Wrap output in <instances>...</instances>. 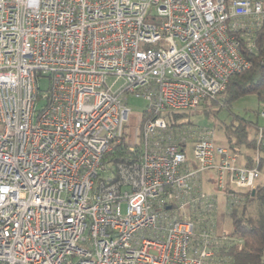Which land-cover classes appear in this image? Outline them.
<instances>
[{
    "label": "built area",
    "instance_id": "2783aa9c",
    "mask_svg": "<svg viewBox=\"0 0 264 264\" xmlns=\"http://www.w3.org/2000/svg\"><path fill=\"white\" fill-rule=\"evenodd\" d=\"M263 20L264 0H0V264H230L178 215L214 212L209 172L229 203L253 190L258 153L240 166L212 128L160 116L220 96ZM127 96L158 117L111 167Z\"/></svg>",
    "mask_w": 264,
    "mask_h": 264
},
{
    "label": "trees",
    "instance_id": "16d2710c",
    "mask_svg": "<svg viewBox=\"0 0 264 264\" xmlns=\"http://www.w3.org/2000/svg\"><path fill=\"white\" fill-rule=\"evenodd\" d=\"M249 37L253 49L245 51L242 45V54L250 62V67L231 75L224 92L215 100L204 101L193 113L199 112V109L202 108L201 111L206 115L215 117L218 110H229L233 101L247 95H254L262 106L263 110L257 112V116L264 113V20L258 27L251 30ZM190 114L192 113L181 112L165 114L160 117L169 119V127H182L189 126L191 123H178L177 119L188 117ZM155 117L158 116H153L145 110L140 118L141 124L143 125L148 119ZM212 129L215 131L214 128ZM216 130L223 132L225 146L231 153L238 156L240 166L253 167L256 155L254 150L257 151L258 169L261 173L264 168V127L258 129L257 123L230 117L229 121H218ZM259 130H261L262 139L258 144ZM138 154L139 144H137L134 154L129 153L127 144H113L111 151L105 156V161L111 167H116L119 164L129 163ZM226 193H232L237 202L229 203L227 201L229 211L227 215L231 221V229L228 233L221 232V236L215 235L219 239H225L211 247L213 252L220 258L228 260L230 264H264V185L262 183L256 185L253 190L248 192L228 189ZM249 205H254V214L249 213ZM194 210V218H198L202 211L200 208L189 209L192 212ZM183 217V214L178 215L179 219H183ZM201 226L202 223L199 224V229ZM204 229H209V227Z\"/></svg>",
    "mask_w": 264,
    "mask_h": 264
},
{
    "label": "rangeland",
    "instance_id": "374dc122",
    "mask_svg": "<svg viewBox=\"0 0 264 264\" xmlns=\"http://www.w3.org/2000/svg\"><path fill=\"white\" fill-rule=\"evenodd\" d=\"M40 90L45 92L49 87V80L42 76L39 82ZM126 104L131 111V116L129 117V121L126 125V138L124 139V144H132L134 142V135L137 130L141 129V121L140 118L142 113L146 109V104L141 98H135L132 96L125 97ZM42 102L38 104L41 106ZM202 109V108H201ZM199 109V112L192 113L188 117L178 118L177 122H190V127L197 128V129H211L214 128V141L217 144L225 146V138L222 131L216 130V124L218 121H229L230 117H238L244 119L246 121L257 123L258 129H262L264 127V118L257 116V112H261L262 106L257 102L256 97L254 95H247L241 97L235 101H233L230 106L229 110H218L215 117L212 115H206L204 112ZM140 121V125H138ZM166 121L169 123V119L167 118ZM254 150V154H255ZM210 177L213 179L214 174L212 172L208 173ZM214 180V179H213ZM264 185V168L262 169L260 176L257 181V186L259 184ZM202 189L211 195H219L214 200V212L209 217H206L204 220L202 219V213L198 216L200 222H202V226L200 229L198 228V233L203 230V228L209 227V230L214 234V236H221V232L228 233L231 229V221L228 219L227 212L228 205L227 201L224 197L218 194V191L215 187V182L211 181L209 184L208 189L202 187ZM249 213L254 214V205H249L248 208ZM194 212L185 209L184 217L189 219V217L194 218ZM197 214V213H196ZM207 226V227H206ZM220 231V232H219Z\"/></svg>",
    "mask_w": 264,
    "mask_h": 264
},
{
    "label": "crops",
    "instance_id": "0c3cea01",
    "mask_svg": "<svg viewBox=\"0 0 264 264\" xmlns=\"http://www.w3.org/2000/svg\"><path fill=\"white\" fill-rule=\"evenodd\" d=\"M216 144H217V143H216ZM218 145H220V144H218ZM220 146H223V145H220ZM224 147H226V146H224ZM211 180H212V178L210 177L209 174L204 175V176L201 178V184H202V187H205V188L208 189L209 184L211 183ZM238 191H241V190H238ZM241 192H245V191H241ZM208 193H210V192H208ZM220 195H221V194H220ZM217 196H219V195H215V198H216ZM221 196L224 197L223 195H221ZM224 198H225V197H224Z\"/></svg>",
    "mask_w": 264,
    "mask_h": 264
},
{
    "label": "water",
    "instance_id": "95a60500",
    "mask_svg": "<svg viewBox=\"0 0 264 264\" xmlns=\"http://www.w3.org/2000/svg\"><path fill=\"white\" fill-rule=\"evenodd\" d=\"M252 194H253V192H252Z\"/></svg>",
    "mask_w": 264,
    "mask_h": 264
}]
</instances>
